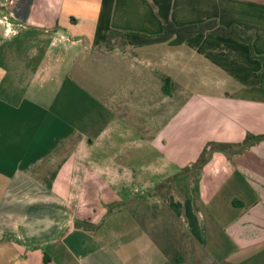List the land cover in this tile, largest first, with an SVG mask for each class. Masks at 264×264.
I'll use <instances>...</instances> for the list:
<instances>
[{"label":"crops","instance_id":"obj_1","mask_svg":"<svg viewBox=\"0 0 264 264\" xmlns=\"http://www.w3.org/2000/svg\"><path fill=\"white\" fill-rule=\"evenodd\" d=\"M0 12L17 28L0 31V264H264V138L237 151L264 134L251 47L210 33L102 47L110 29L215 19L264 56V0Z\"/></svg>","mask_w":264,"mask_h":264},{"label":"trees","instance_id":"obj_2","mask_svg":"<svg viewBox=\"0 0 264 264\" xmlns=\"http://www.w3.org/2000/svg\"><path fill=\"white\" fill-rule=\"evenodd\" d=\"M195 33H210L217 36L231 37L239 42L248 44L252 49L253 34L251 32H246L244 29L235 25L230 27L220 26L215 19H210L203 23H193L185 26H176L171 21H167L164 23L162 31L159 34L153 36L145 35V33L140 32H127L110 29L102 47L112 49L115 46L136 47L162 42L169 43L170 45H177L181 44L185 39ZM251 49L250 55L252 59H259L261 62V68L258 75L261 85H264V56L255 55ZM263 138L264 134L251 135L248 133L243 142L238 144L237 151L241 152L252 143ZM206 153L207 149L204 148L197 164L200 165L205 162L207 156Z\"/></svg>","mask_w":264,"mask_h":264},{"label":"rangeland","instance_id":"obj_3","mask_svg":"<svg viewBox=\"0 0 264 264\" xmlns=\"http://www.w3.org/2000/svg\"><path fill=\"white\" fill-rule=\"evenodd\" d=\"M9 23H10V21L6 18L5 14H1V12H0V31L3 32V34L6 37H10L11 35H13L17 31V28L13 26V23H11V24H9ZM119 48H122V47H119ZM211 146L215 147L214 144L213 145L211 144ZM149 158H151V154L149 155Z\"/></svg>","mask_w":264,"mask_h":264},{"label":"built area","instance_id":"obj_4","mask_svg":"<svg viewBox=\"0 0 264 264\" xmlns=\"http://www.w3.org/2000/svg\"><path fill=\"white\" fill-rule=\"evenodd\" d=\"M7 18V17H6Z\"/></svg>","mask_w":264,"mask_h":264}]
</instances>
